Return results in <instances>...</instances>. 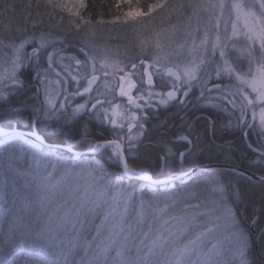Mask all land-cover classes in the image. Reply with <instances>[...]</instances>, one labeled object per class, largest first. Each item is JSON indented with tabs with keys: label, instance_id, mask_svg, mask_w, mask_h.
Instances as JSON below:
<instances>
[{
	"label": "snow or ice",
	"instance_id": "obj_1",
	"mask_svg": "<svg viewBox=\"0 0 264 264\" xmlns=\"http://www.w3.org/2000/svg\"><path fill=\"white\" fill-rule=\"evenodd\" d=\"M121 5L106 22L87 0H37L24 29L0 33V201L12 197L0 208V264H256L264 204L241 215L245 193L231 177L264 189V0H189L186 20L148 35L135 24L167 0L146 11L139 0ZM121 22H132L139 51L98 55L94 25ZM61 30L80 36L83 58L63 55L71 47ZM190 103L208 112L205 135L216 137L213 117L223 116L219 131L239 140L225 141L229 167L211 180L185 171L198 147L187 121L155 157L142 151L149 109ZM94 127H110L111 138ZM194 180L211 186L210 204L189 189ZM17 237L54 245L58 258L20 260Z\"/></svg>",
	"mask_w": 264,
	"mask_h": 264
},
{
	"label": "trees",
	"instance_id": "obj_2",
	"mask_svg": "<svg viewBox=\"0 0 264 264\" xmlns=\"http://www.w3.org/2000/svg\"><path fill=\"white\" fill-rule=\"evenodd\" d=\"M17 0H0V13H7V17H9L10 22L14 23L18 20L22 15L26 14V11L23 8V4L19 6L16 3ZM89 3V12L92 13L93 16L100 15L106 17L107 15H116L123 11H127V5H121L120 10H118L114 5L117 3V0H87ZM155 0H139V5L143 8H146L149 3H154ZM27 3L35 4L37 0H27ZM40 3H43V0H40ZM170 8L172 12L174 10H178L180 6L177 4L175 5L174 0L170 1ZM133 6H136L134 4ZM43 11V8H41ZM22 23H19V26ZM76 52V53H75ZM71 55H79L81 53L78 51H68ZM35 82H33V88L35 87ZM31 95V92H29ZM194 111H188L187 113L183 114L180 119L173 117V114L164 113L163 110H159L158 112H150L149 117L146 123V131L145 135L143 136V144H142V151L146 154H150L155 157L157 154L160 153V148L167 143L168 141L172 140L179 129V126L183 121H187L191 124V132H192V139L195 136L194 140H198V150L199 147H202V153H195L193 163L195 165L202 166H214V165H224L221 163L223 161L224 155L227 152V147L225 145L226 140H231L234 143H239V140L235 136H229L227 134L222 133L219 129H222L224 118L223 116H216L213 117L217 120V134L216 137L213 138L211 132L209 131L207 135H205V129L207 128V121H208V112H204V116H197ZM94 131V128H93ZM184 131H189V129H184ZM103 133L104 130L100 129L98 133ZM97 136V134L95 132ZM197 134L199 136L197 137ZM252 141H254V137H251ZM145 141H147L145 143ZM218 151V152H217ZM197 152V151H196ZM233 152L236 156V164L240 166L241 171H246L247 161H243L240 159L241 149L235 148ZM216 153V154H215ZM215 155V156H214ZM213 156V157H212ZM228 166V165H227ZM214 169H223L220 167H213ZM226 169L222 171H218L217 175H223ZM249 172H253L254 169H247ZM231 179L234 182H238L241 189L245 193L244 195V202L239 206V213L243 215L245 211H251L254 207L256 209H260V206L264 204V189H262L259 185L251 184L247 180V176H232ZM262 224H264V219H262ZM252 239L255 241V248L253 249V255L249 257L250 260H255L256 264H261L264 257L259 255V248L262 243H264V233H261L259 228L254 230V235ZM53 247V245H51ZM39 251V250H38ZM56 247L54 246V251L46 253L44 251H39L40 256L47 257L48 259H57L56 256ZM39 252H33L32 256H36L35 254H39ZM25 256L19 254L20 260H24Z\"/></svg>",
	"mask_w": 264,
	"mask_h": 264
},
{
	"label": "rangeland",
	"instance_id": "obj_3",
	"mask_svg": "<svg viewBox=\"0 0 264 264\" xmlns=\"http://www.w3.org/2000/svg\"><path fill=\"white\" fill-rule=\"evenodd\" d=\"M171 0H167L168 4H170ZM173 1V0H172ZM16 3L21 6L23 4V8L29 12L27 0H17ZM175 5L177 4L179 7L178 10H174L175 12L171 11V8L169 7L165 12H160L159 9L156 10L154 13H150L146 17L139 18L140 22L135 24V29L142 33L143 35H148L153 29H157L160 27H170L171 24H177L180 21H184L187 19V16L191 13V9L187 7L189 0H174ZM184 7H181V6ZM147 8V7H146ZM146 8L145 11H146ZM36 10L35 4H32L31 11L34 13ZM42 11V9H41ZM50 11V10H49ZM28 12L21 17L14 23L10 22L9 17H7V13H0V33L5 32L6 29L11 28L12 35H16V29H24L26 27V18L28 16ZM121 13H118L116 15H121ZM64 24L62 26L63 28L67 27V21H68V14L64 13ZM115 15H107L106 17H103L100 15L94 16L95 20H103V21H111ZM151 17V18H149ZM60 17H56V21L54 23L59 22ZM45 20L47 21V17H45ZM19 23H22V25L19 26ZM95 27V39L94 44L97 46V54L98 55H104L105 49L107 48L113 57H116V51L117 46L120 47V55L119 59H125L126 57L123 55V46L127 45L130 49V54L134 52H138L139 49L134 47L135 44V37L137 35L136 31H133L132 22H129L128 26H124L123 23H119L116 25H113L111 23L107 24H97L94 25ZM31 31V28L29 27V32ZM53 31L55 32L56 29L53 28ZM61 35L67 36L68 41L71 47V50L78 51L81 47V44L79 43L80 36L73 33H68L66 31L61 30ZM82 35V34H81ZM177 39H181V36L178 35ZM171 51V50H170ZM76 53V52H75ZM63 55L71 56V53L65 52ZM81 58H83V55L81 54ZM7 67V65H0V73L3 72L4 68ZM196 94H199V90H196ZM95 95V93H93ZM43 99V97H42ZM56 98L53 97V100ZM149 111L153 112V108L149 109ZM258 123V118H257ZM258 134V133H257ZM216 174L213 175H202V176H194L198 180L203 181L205 179L211 180ZM195 185V187H193ZM189 189L194 191L200 199L205 200L207 202H210L216 198V194H214L211 191V186L209 184H205L203 182L196 184L195 180L191 181L188 185ZM219 187V186H217ZM11 200L12 197L10 195L5 196V201L7 203H4L3 201H0V208H10L11 207ZM3 226H0V231H2ZM0 241H2V236H0ZM15 250L18 254L24 255L26 258V254H31L33 252H39L44 251L46 253H49L48 251L52 252L54 251V245L53 247L51 245H43L40 243H33V241L27 237H17L14 244ZM39 250V251H38ZM36 256H40L39 254H35Z\"/></svg>",
	"mask_w": 264,
	"mask_h": 264
},
{
	"label": "flooded vegetation",
	"instance_id": "obj_4",
	"mask_svg": "<svg viewBox=\"0 0 264 264\" xmlns=\"http://www.w3.org/2000/svg\"><path fill=\"white\" fill-rule=\"evenodd\" d=\"M159 90V89H157ZM192 97L190 96L189 97V100H191ZM153 113L154 112H158L159 110H163L164 113H167L168 115L169 114H173V117H176L178 119H180L182 117L183 114L187 113L188 111H194L197 115V116H204V112L205 111H200L197 109L196 106L192 105L191 103L189 105H187L186 107L184 108H179L177 106H171V107H168V108H165L163 106L161 107H153ZM151 111L148 112V117H149V114H150ZM152 113V112H151ZM98 131H100L99 128H95L94 127V132H96L97 134H99V136H105L107 135L109 138H111V128L109 127L107 131H104L103 133H98ZM145 131H146V126H145ZM253 137L255 138L253 142L257 141L258 139V134L256 135H253ZM174 137H172L173 139ZM195 139V136L193 138V140ZM147 141H145L146 143ZM148 143V142H147ZM202 147H199L198 150L195 149V153L199 154V153H202ZM197 151V152H196ZM218 152V151H217ZM216 154V153H215ZM196 156V154L194 155ZM194 156L189 160V162L184 166L185 168V171H190L194 168H198V167H201V165H195L193 163V160H194ZM215 156V155H214ZM241 156V155H240ZM213 157V156H212ZM225 169V168H223ZM223 169H214V168H204V169H199V170H196L195 172H193L192 174L195 175V176H202V175H213V174H217L218 171H222Z\"/></svg>",
	"mask_w": 264,
	"mask_h": 264
},
{
	"label": "water",
	"instance_id": "obj_5",
	"mask_svg": "<svg viewBox=\"0 0 264 264\" xmlns=\"http://www.w3.org/2000/svg\"><path fill=\"white\" fill-rule=\"evenodd\" d=\"M209 167H220V168H225L227 169L229 166L227 165H214V166H202V167H198V168H194L192 170H190L189 172H195L196 170H199V169H204V168H209ZM242 173L245 172V171H241ZM252 172H249L247 171V175H251Z\"/></svg>",
	"mask_w": 264,
	"mask_h": 264
},
{
	"label": "bare ground",
	"instance_id": "obj_6",
	"mask_svg": "<svg viewBox=\"0 0 264 264\" xmlns=\"http://www.w3.org/2000/svg\"><path fill=\"white\" fill-rule=\"evenodd\" d=\"M209 168H213V167H209ZM193 176H195V175H193ZM204 176V175H203Z\"/></svg>",
	"mask_w": 264,
	"mask_h": 264
}]
</instances>
